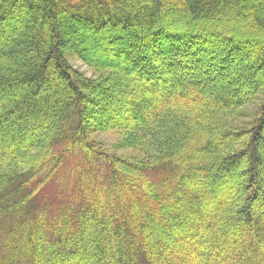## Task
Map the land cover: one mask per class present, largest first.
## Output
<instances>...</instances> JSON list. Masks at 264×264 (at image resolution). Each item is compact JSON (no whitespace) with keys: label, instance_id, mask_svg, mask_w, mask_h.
Here are the masks:
<instances>
[{"label":"trees","instance_id":"obj_1","mask_svg":"<svg viewBox=\"0 0 264 264\" xmlns=\"http://www.w3.org/2000/svg\"><path fill=\"white\" fill-rule=\"evenodd\" d=\"M83 37L120 60L86 58ZM255 71L264 0H0V264H264ZM111 130L137 156L90 137ZM48 183L77 199L38 205Z\"/></svg>","mask_w":264,"mask_h":264},{"label":"rangeland","instance_id":"obj_2","mask_svg":"<svg viewBox=\"0 0 264 264\" xmlns=\"http://www.w3.org/2000/svg\"><path fill=\"white\" fill-rule=\"evenodd\" d=\"M241 31V30H240ZM212 30L207 29L204 32H200V34L206 38L209 41L215 42L218 39L217 37L215 38L212 35ZM236 36V35H235ZM79 37H82L81 35H79ZM246 36L243 37H239V39H243ZM84 38V37H83ZM85 40V44L83 43L81 46V49L84 50V54L86 56V58H93V61H99V62H105L108 60H114V61H119L120 59L118 58H114L111 54H103L101 55L100 53L103 52L105 49L110 48L106 43L102 44V45H97L96 43H94L92 46L88 45L86 43V39ZM100 54V55H98ZM95 55H98V57H94ZM67 63L68 66L71 67L77 74H79V76L84 77L86 79H91V80H96L101 78L102 76H106L107 73L105 72H96L94 69H92V67L88 66L86 64L85 61L80 60L78 57L69 54V56H67ZM243 66V65H242ZM245 66V65H244ZM246 69V68H245ZM244 71V69L240 70L238 68L237 72L235 74H239L242 73ZM212 73H214V71H212ZM260 73V72H259ZM256 73L253 74V79L252 81H255V79H257L258 76H262V74L264 73ZM259 74V75H258ZM238 75H235L234 77H236ZM243 80V79H242ZM235 81H232V83H234ZM251 82V81H250ZM235 84V83H234ZM237 86H240L241 89H245L248 90L249 89V85H246V83L244 82V80L241 82H236ZM248 87V88H247ZM99 97H101V103L98 102V106L99 108L102 110V114L100 115L98 113V107H92L91 108V117L90 119L94 122H103L107 116V114H110V109L107 111L103 109L104 105L103 104H107L108 103V99L112 98V96H110L109 98L106 97V95H102V93L100 92ZM110 100L111 102H113L114 100ZM114 99H116L114 97ZM117 100V99H116ZM110 106V105H109ZM251 110H248V112H250ZM104 117V118H103ZM131 131H127V130H111V131H107V132H97L92 134L90 137L99 145H101L102 147H104V149L109 152L110 154H115L114 156L117 155L118 158L120 159H127V158H131L132 156H137V152L136 150H125L128 146H130L131 142H127V137L131 134ZM129 149H132L131 147H129ZM140 152V151H139ZM83 161L81 158L77 157L75 160H73V165L77 166L82 164ZM226 177V176H225ZM226 180H230L231 177L227 176L225 178ZM205 183V182H203ZM70 186H74V182H70ZM65 191L66 194H69L68 192L70 191V189H63ZM264 190V188H263ZM35 195H38L36 198L37 204L41 205V206H56V205H60L63 204V206L73 203L74 199H77V197L73 196L72 194L66 195L64 196L62 190L58 189L54 184L52 183H48L46 184L43 188L39 187L38 190H36ZM108 195V194H107ZM73 199V200H72ZM105 198L103 199H98L96 200V202H103ZM59 201V203H58ZM264 200H260L259 204L261 206H263ZM257 208V207H256ZM264 208V206H263ZM35 212H37L36 214V221L37 223H39L40 220V208L37 207L34 209ZM34 212V213H35ZM69 216H71L72 214L68 213ZM262 215H264L262 213ZM55 218V217H54ZM262 222L264 221V217L263 218H259ZM165 251V250H164ZM160 252H163L162 249H160ZM164 254H166L164 252ZM230 259V258H228ZM141 260V259H140ZM137 264V263H136Z\"/></svg>","mask_w":264,"mask_h":264}]
</instances>
